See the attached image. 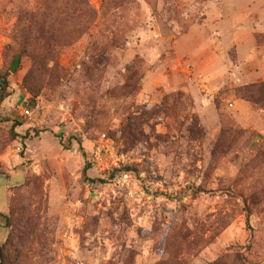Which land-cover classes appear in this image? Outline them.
<instances>
[{
    "label": "rangeland",
    "instance_id": "rangeland-1",
    "mask_svg": "<svg viewBox=\"0 0 264 264\" xmlns=\"http://www.w3.org/2000/svg\"><path fill=\"white\" fill-rule=\"evenodd\" d=\"M42 2L0 0V264H264V0Z\"/></svg>",
    "mask_w": 264,
    "mask_h": 264
},
{
    "label": "trees",
    "instance_id": "trees-1",
    "mask_svg": "<svg viewBox=\"0 0 264 264\" xmlns=\"http://www.w3.org/2000/svg\"><path fill=\"white\" fill-rule=\"evenodd\" d=\"M61 2V3H60ZM60 3V5H59ZM43 9L46 13V15L49 17L54 16L57 12L63 14L66 19L72 24L71 26L74 27L75 30L80 32L83 28L88 27L96 15V12L94 8L90 5L89 0H43L42 2ZM82 18H87V22L85 23H78L74 22L77 20H80ZM17 60V59H16ZM0 103L2 100L6 98L8 95L7 88L9 85L8 81V73L3 74L0 73ZM264 86V83H261L257 85L258 90ZM249 98V96H247ZM250 98L253 99L252 96ZM16 125H13V128H15ZM40 133L39 130H34V135H38ZM31 134V132L28 130L26 133L27 137L34 136ZM88 167L85 168V171H87ZM198 191H204L202 188H197ZM248 217V216H247ZM2 249L0 250V252Z\"/></svg>",
    "mask_w": 264,
    "mask_h": 264
}]
</instances>
